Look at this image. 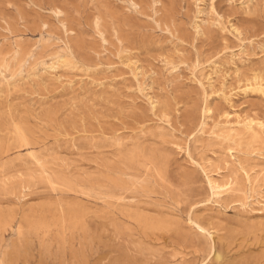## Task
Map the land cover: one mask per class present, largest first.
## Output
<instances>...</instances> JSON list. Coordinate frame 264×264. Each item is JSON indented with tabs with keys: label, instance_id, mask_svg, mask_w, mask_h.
<instances>
[{
	"label": "rangeland",
	"instance_id": "1",
	"mask_svg": "<svg viewBox=\"0 0 264 264\" xmlns=\"http://www.w3.org/2000/svg\"><path fill=\"white\" fill-rule=\"evenodd\" d=\"M215 8L0 0V264H264V0Z\"/></svg>",
	"mask_w": 264,
	"mask_h": 264
},
{
	"label": "bare ground",
	"instance_id": "2",
	"mask_svg": "<svg viewBox=\"0 0 264 264\" xmlns=\"http://www.w3.org/2000/svg\"><path fill=\"white\" fill-rule=\"evenodd\" d=\"M207 1V5L208 6H210L211 7V9L213 10V11H215L216 13L215 14H217L221 19H223L224 17H223V15H221V14H219L217 11H216V8H215V0H206ZM99 5V4H98ZM158 5V4H157ZM55 10H56V8H55ZM211 10V11H212ZM60 13H62V11L61 10H58L57 11V14H60ZM205 13V15H209V12L208 11H206V9H204V8H200L199 9V11H198V14H204ZM61 16V15H60ZM110 16V15H109ZM114 18V17H113ZM213 19V18H212ZM209 20L210 19H201V22H203V23H209ZM166 21V20H165ZM199 21V20H198ZM198 21L197 22H195V25L194 26H196V28H198V31H201L202 30V26H201V23L200 24H198ZM64 22H65V19H64ZM66 23V22H65ZM100 22L98 21V20H96V27L99 29L100 28ZM104 25V24H103ZM64 26H66V25H64ZM204 26V25H203ZM231 26H232V29H230V31L233 33V34H235V36H237V37H239V36H242L243 35V31L241 30V28L240 27H238L237 25H235L234 23H232L231 24ZM209 27H210V25H209ZM209 27H208V29H209ZM212 27V26H211ZM166 28V27H165ZM205 28V27H204ZM203 28V29H204ZM231 28V27H230ZM97 29V30H98ZM217 29V28H216ZM226 29V28H225ZM209 31V30H208ZM202 32V31H201ZM219 32H220V30H219ZM101 34L102 35H104L102 32H101ZM203 34H204V32H203ZM236 39V38H235ZM106 40V39H105ZM104 40V41H105ZM51 45H52V43H50ZM48 45V44H47ZM19 46V45H18ZM50 46V45H49ZM17 47V46H16ZM47 47V46H46ZM46 47H45V49H46ZM49 48V47H48ZM43 49H44V47H43ZM105 49V48H104ZM20 50L21 49H19L18 48V50H16L15 51V53H14V55H13V58H12V60H14V61H16V64H17V66L18 67H20V68H22V71L21 72H23V70H25V69H23V67H26L25 65H26V62H27V57H32L33 55H35L34 53H31V54H28V56H25V57H20V56H22L21 55V52H20ZM230 50V49H229ZM13 53V52H12ZM22 54H23V52H22ZM153 54V53H152ZM3 56V55H2ZM41 57H42V55H41ZM169 57V56H168ZM45 58V57H44ZM217 58V57H216ZM32 59V58H31ZM43 60V59H42ZM171 60V59H170ZM39 61V60H38ZM34 62H36V61H34ZM41 63V65L43 66V68L44 69H48L49 71L50 70H52V69H54L55 70V68H56V65L54 64V62H52V63H47V62H44V60L42 61V62H40ZM137 63V62H136ZM28 64V63H27ZM35 64V63H34ZM128 64H130V63H128ZM131 65V64H130ZM207 66H209V65H207ZM36 68V67H35ZM216 68H221L219 65H217L216 66ZM47 70V71H48ZM45 71V70H44ZM43 71V72H44ZM136 71H138V69L136 68ZM143 71V70H142ZM167 71V70H166ZM6 72H9V74L11 75V77L9 78L8 76H7V74H6ZM42 72V73H43ZM53 72V71H52ZM214 72V71H213ZM258 72V71H257ZM47 73V72H46ZM139 73V72H138ZM213 74V73H212ZM0 75L2 76V78H3V80H5L8 84H10V81L13 79V77H14V71L12 70V68H11V61L8 59V58H5V59H3V60H0ZM31 75V74H30ZM54 75V74H53ZM208 75V74H207ZM19 77V76H18ZM30 77H32V76H30ZM35 77V76H34ZM156 77V76H155ZM209 77L211 78V74H209ZM24 78V77H23ZM28 78V77H27ZM259 78H261V77H259ZM29 79V78H28ZM16 80V79H15ZM137 80V79H136ZM208 80V79H207ZM262 81V80H261ZM208 82V81H207ZM143 83V82H142ZM260 83H262V82H260ZM264 83V82H263ZM210 84V83H209ZM7 85V84H6ZM18 85V84H17ZM212 85V84H211ZM210 85V86H211ZM139 86V85H138ZM29 87V86H28ZM9 88V87H8ZM13 89V88H12ZM138 89V88H137ZM160 90V89H159ZM143 92V91H142ZM144 93H145V91H144ZM260 93H263V92H260ZM205 94V93H204ZM146 96V95H145ZM147 97V96H146ZM150 101V100H149ZM152 103H153V107H156V104H155V101L153 100L152 101ZM151 109H153L152 107H151ZM206 112H208V114H211V113H213L214 111H213V109L211 108V107H208L207 105L205 106V109H204V117H205V113ZM252 119V118H251ZM23 121V120H22ZM202 123V122H201ZM204 123H205V121H203V123H202V126H204ZM250 124H251V126L248 128V132H249V134L254 138V139H256L257 138V136H258V133H257V131L256 130H254V128H253V122H252V120H251V122H250ZM15 125H17L16 123H15ZM262 125V124H261ZM200 126V125H199ZM206 126V125H205ZM204 126V127H205ZM207 127V126H206ZM16 128V133H17V136L19 137V139L22 141V142H24V143H27L28 142V137H27V135H26V133H25V131L20 127V126H16L15 127ZM258 129H259V127H257ZM13 130H14V126H13ZM260 130V129H259ZM14 133V132H13ZM11 134V133H10ZM193 136V135H192ZM245 136V135H244ZM13 137V136H12ZM262 137V136H261ZM18 142V141H17ZM27 145V144H26ZM29 145V144H28ZM25 146V145H24ZM239 146V145H238ZM1 147H2V144H1ZM27 148V147H26ZM186 151H188V150H186ZM137 155H139V154H137ZM188 157H191L192 159H193V157L191 156V153L188 151ZM25 156V155H24ZM22 157V156H21ZM23 158V157H22ZM32 158V157H31ZM193 161L198 165V166H200V164L196 161V160H194L193 159ZM193 162V163H194ZM226 164V163H225ZM202 168V167H201ZM240 169H241V167H239ZM203 169V168H202ZM160 170V169H159ZM203 171L205 172V176H206V178H207V181H208V185H209V187L208 188H210V190H211V194H212V197H214V195H216V194H218L219 192H220V190L221 189H224L223 187H225V184H221V183H218V182H216L215 180H213L212 178H210L208 175H207V173H206V171H205V169H203ZM224 179V178H223ZM247 179L250 181V182H252V178H251V176H250V174L247 172ZM206 181V182H207ZM48 182V181H47ZM111 182V181H110ZM113 182V181H112ZM141 186H143V185H141ZM230 186V185H229ZM248 187V186H247ZM249 190V189H248ZM244 193V192H243ZM240 194V193H239ZM245 195V194H244ZM239 196V195H238ZM241 196H243V195H241ZM240 196V197H241ZM245 197V196H244ZM212 199V198H211ZM210 199V200H211ZM64 215V214H63ZM55 220V219H54ZM61 220V219H60ZM190 221L191 222H193V223H196L191 217H190ZM46 224V223H45ZM197 224V223H196ZM3 225V224H2ZM200 228H201V230H203L202 228V226L201 225H199V224H197ZM43 227V226H42ZM18 231V230H17ZM203 231H206V230H203ZM36 232V231H35ZM38 232V231H37ZM212 253H215L216 252V247H215V244L212 246ZM212 255V254H211ZM207 260V259H206ZM206 262V261H205ZM203 264V263H202Z\"/></svg>",
	"mask_w": 264,
	"mask_h": 264
}]
</instances>
